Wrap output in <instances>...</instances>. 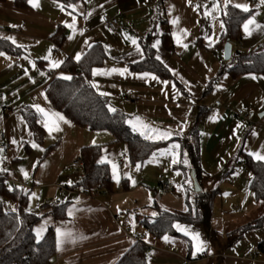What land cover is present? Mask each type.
<instances>
[{
    "label": "crops",
    "instance_id": "crops-1",
    "mask_svg": "<svg viewBox=\"0 0 264 264\" xmlns=\"http://www.w3.org/2000/svg\"><path fill=\"white\" fill-rule=\"evenodd\" d=\"M233 2L247 3L250 11L242 12L231 4L225 8L224 0H78L73 3L77 6L75 12L67 7L61 11L60 7L66 5L56 0H38L36 8L31 5L19 8L13 0L0 2V27L12 31H0V42L12 48V51L0 50L4 53L0 56V149L4 141L2 131L9 143V155L4 157L0 152L3 157L0 173L8 188L12 182L29 183L16 190L27 195L28 212L40 217L34 226V229L41 226L45 229L40 241L50 229L54 232L55 254L51 264H118L138 242L146 245L148 264H264V226L248 230L241 237L238 235L264 215L255 214L264 203L256 202L250 192L251 172L240 163L238 156L240 152L249 157L250 152L264 154V71L245 67L253 65L254 53L264 51L258 49L264 46V4L260 0ZM213 3L220 6L219 13H213ZM229 9L245 13L247 18L251 15L262 26L252 27L251 35H245L243 23L240 25L230 43L232 51L240 48L245 58L234 68L225 60L224 48L228 41L222 40ZM73 16L75 30L66 26L72 24ZM103 16L117 17L120 28L115 32L107 30L102 25ZM174 18H178L175 26L170 23ZM179 29H186L188 34L184 36ZM174 31L186 47L173 39ZM124 34L136 38L142 57ZM5 36L14 38L15 43L2 38ZM157 40L160 43L153 48ZM144 42L152 47L154 58L159 55L158 61H163L165 76L153 69L133 68L145 59ZM95 44H101L105 58L93 69L127 68L128 71L124 75L112 72L96 76L91 71L88 84L97 85L92 87L97 94H108L102 97L126 115L132 130L129 121L139 117L151 128L172 133L167 140H147L161 145L153 151L155 159L149 157L138 163L139 169L131 161L126 146L116 142L110 132L74 124L47 97L54 80H65L62 78L65 75L71 77L66 81L72 79L67 63L77 64ZM46 56L48 59H44ZM50 61L61 63L52 67ZM145 72L151 75L141 78ZM215 101H221V106H215ZM34 104L46 112L59 113L69 123L61 121L60 131L49 135L43 126V117L31 107ZM236 108L255 111L254 123L239 121L234 114ZM27 109L38 117L42 129L38 134L24 117L23 111ZM195 126L200 145L197 169L182 161L181 142ZM33 142L39 148H33ZM172 144L179 145L175 150L176 163H172L171 155L162 156L159 152ZM90 146H101L99 160L104 157L107 162L100 164L109 167L112 181L109 191L86 192L79 186L84 170L75 167L74 162ZM113 164L117 179H113ZM146 164L148 167L163 165L158 176L169 174L175 188L169 193L159 188L163 194L160 196L151 187L154 182L150 177L142 176ZM21 169L27 172V179ZM168 169L176 175H171ZM191 171L195 172L200 192H216L208 227L199 221L200 216L196 222L179 223L199 233L206 244L195 256L193 241L182 232L157 236L142 223L157 215L156 207L184 213L191 209L193 215L198 214L200 192L194 189ZM225 193L243 197H238L245 208L242 214H235L242 207H235L231 212L224 211L222 205L217 208L216 199ZM46 200L58 201L60 205H45ZM0 202L4 211L6 205L16 211L14 202L1 194ZM58 214L64 216L58 217ZM57 228L75 237L74 243L65 238L60 251L56 249ZM165 236L168 242L163 239ZM235 236L238 239L233 241ZM140 237L143 239L139 240Z\"/></svg>",
    "mask_w": 264,
    "mask_h": 264
},
{
    "label": "trees",
    "instance_id": "trees-1",
    "mask_svg": "<svg viewBox=\"0 0 264 264\" xmlns=\"http://www.w3.org/2000/svg\"><path fill=\"white\" fill-rule=\"evenodd\" d=\"M6 0H0L4 2ZM17 7L28 8L27 0H13ZM64 5L74 3L78 0H56ZM247 18L245 13L235 9H229L225 16V31L222 40L231 41L238 34L240 25ZM64 35L62 36L63 39ZM60 41V39H59ZM145 59L136 65L134 69H153L160 75L165 76V67L153 56L152 47L148 42L143 43ZM12 51L10 46H4L0 42V50ZM105 58V51L101 44H95L77 63H67V68L72 73L71 80H54L48 90L47 97L53 107L62 112L69 120L80 127H88L94 131L110 132L116 142L123 143L128 151L129 157L134 164L145 162L153 151L161 144L147 141L137 135L127 124V117L121 111H109L111 107L108 100L99 94L88 84V78L93 68L99 66ZM254 69L264 71V51L252 55ZM241 65V64H240ZM239 65V66H240ZM112 108V107H111ZM24 117L36 134L41 132L38 125L36 113L30 110L23 111ZM182 161L185 159L193 169L199 167L200 145L199 131L195 126L190 136L181 139ZM101 153V146H90L82 150L84 177L79 186L86 192L107 191L112 188L109 167L98 163ZM240 163L246 165L251 172L250 192L256 202L264 203V162L256 161L253 158L240 152ZM240 160V159H239ZM0 194L14 202L15 212H5L0 202V264H51L55 254V236L50 229L45 238L37 242L34 234V226L40 217L26 211L28 197L23 192L7 187L6 180L0 173ZM216 192L198 194L197 212H178L165 208H157V215L153 219L142 223L150 233L157 236L176 235L178 231L172 227L174 223L196 222L197 216L206 227L209 225L211 209ZM64 214H58L63 217ZM19 217V220L17 219ZM264 226V215L258 219L254 226L242 230L241 235L246 231ZM240 235V237H241ZM236 241V239H233ZM264 244V243H263ZM262 244V245H263ZM118 264H148L146 260V245L138 242Z\"/></svg>",
    "mask_w": 264,
    "mask_h": 264
},
{
    "label": "snow or ice",
    "instance_id": "snow-or-ice-1",
    "mask_svg": "<svg viewBox=\"0 0 264 264\" xmlns=\"http://www.w3.org/2000/svg\"><path fill=\"white\" fill-rule=\"evenodd\" d=\"M27 2L33 8H36V7L39 6L38 5V0H27ZM54 2H55V0H54ZM260 3L264 4V0H260ZM229 4H231V6L233 8L239 9L242 12L248 13L250 11L249 5L247 3H237V2H233V0H224V7L225 8H227V6ZM65 7H67L68 9H72V11L75 12L77 6L72 4V3H68L66 6H61L60 10L64 11ZM219 10H220V6L218 4H216V3H213V5H212L213 13H219ZM226 14H227V12H225V15ZM208 15H209V13L207 11H205V16H208ZM101 19H103V17H101ZM72 21H73L72 24H69V25H66V26L69 27L70 29L75 30V23H76V17L75 16L72 17ZM170 23L172 25H174V26L177 25L178 24V18H174V19L170 20ZM220 26H221V29H223V27H224L223 24H221ZM12 27H14V26H12ZM242 27H243L245 35H251L252 27L261 28L262 26L260 24H258L255 21V19L250 15L247 19L244 20ZM179 32L182 33L184 36H186L188 34L186 29H179ZM124 36H125V39L131 41L132 45L135 46V51L137 53H140V55L142 57L143 53L141 52L140 46L137 44L136 38H134L132 36H128L127 34H124ZM172 36H173V39L176 40V42L178 44H180L181 47H186V45L181 43V40L177 37V33L175 31L172 33ZM2 38L5 39V40H11L13 43H15V40L12 37L5 36V37H2ZM71 38L72 37L69 36V39H71ZM208 39L210 41L209 47H211V38L208 37ZM86 43H87V41H86ZM159 43H160V41L157 40L155 43L152 44V47L156 48ZM17 47H23V46L17 44ZM0 56H4V53L0 52ZM44 59H48V57L46 56V57H44ZM75 59L78 61L80 59V55L77 54ZM156 59L160 60L159 55L156 56ZM29 63H32V62L29 61ZM60 63H61V61H50V65L52 67H58L60 65ZM161 63H163V61H161ZM127 71H128L127 68H124V69H115V68H113V69H109L107 71L102 70V69H92V75L93 76H96L98 74L99 75H108V74H110L112 72H119V74L124 75ZM170 71H171V69H170ZM209 71H211V70L209 69ZM129 75H132V73H129ZM150 75H151L150 73L145 72V73L142 74L141 78L148 77ZM62 78L65 79V80H68L71 77L65 75ZM151 78L153 80L156 79L155 76H151ZM252 78L255 79L256 77L253 76ZM91 87L96 88L97 85L95 83H92ZM100 95L101 96H105V95H108V94L105 93V92H100ZM31 107H34L36 112L39 113L43 117V126H44L45 130L48 132L49 135H51L53 132H59L60 131V126L59 125H60L61 121L63 123H65V124L69 123L59 113L46 112L45 109L41 108L38 104H34ZM109 111L110 112H114L115 109L109 107ZM129 123H130L131 127L133 128V130L139 132L140 135L145 140H153V141H155V140H167L172 135V133L170 131H168V130H160V129H154V128L149 127L147 124L143 123L140 120L139 117H135L134 120L133 121H129ZM238 127H239V125H238ZM180 130L181 131L183 130V125L180 126ZM253 135H255V132H253ZM12 143H16V141L13 140ZM31 146L33 148H39V145L36 144L35 142H33L31 144ZM178 148H179L178 144H172V145L169 146L168 149H160L159 152H160V155H162V156L163 155H171L172 163H176L177 160H176V151L175 150L178 149ZM40 151H43V149H40ZM0 152H2V149H0ZM249 155L254 160L264 162V154H261L260 152H256V153H251L250 152ZM155 156H156V153H153V159H155ZM2 159H3V157L0 156V160H2ZM106 162L107 161L105 160L104 157H101V159L98 161V163H106ZM184 162L186 164L187 160L185 159ZM136 167H137V169H139L140 165L137 164ZM112 168H113V179H117V176H116V165L113 164ZM0 171H2V170H0ZM20 171L24 175V178L27 179L28 178L27 172H25L24 169H21ZM9 190H11V188ZM29 199H31V197ZM13 211H15V209H13ZM26 211H28V210L26 209ZM165 211H167V209H165ZM185 211H187V209H185ZM68 215L69 216L72 215V210L71 209L68 210ZM152 215L155 216L156 213L153 212ZM17 219L19 220V217H17ZM172 227L175 228L178 232H182L185 236H188L193 241V244H192V254H193V256H195L197 252L203 251L204 248L206 247V244L204 243V241L200 239L199 233L191 232L185 225H181L179 223H174L172 225ZM44 230L45 229H44L43 226H41L40 228L34 229V231L36 233L37 242L40 241ZM56 234H57V237H56V249H57V251L61 250V245L64 242L65 238H67L69 240V242H72V243L75 242V237L70 232H62V230L60 228H57L56 229ZM81 238H84V237H81ZM163 239L165 240V242H168L169 238L167 236H165V237H163Z\"/></svg>",
    "mask_w": 264,
    "mask_h": 264
},
{
    "label": "built area",
    "instance_id": "built-area-1",
    "mask_svg": "<svg viewBox=\"0 0 264 264\" xmlns=\"http://www.w3.org/2000/svg\"><path fill=\"white\" fill-rule=\"evenodd\" d=\"M102 25L105 27L107 30L115 32L120 28V21L117 17H110V16H103L102 19ZM0 31L2 32H12L11 30H7L4 27H0ZM258 49L264 50V46H260ZM245 58L244 53L242 50L239 48L237 50H233L230 56V59L228 60V65L231 68L239 66L243 59ZM129 99H126V102H129ZM221 101H215L214 105L215 106H221ZM234 114L236 118L246 124L252 125L256 119V112L253 110L246 111L243 108H236L234 110ZM1 137L4 140L2 143V154L4 157H7L9 155V143L5 140V132L2 131ZM75 167L83 169V158L78 157L75 162H74ZM158 183L160 186V189L163 193H169L172 191L171 187V182H170V176L168 174H163L159 177ZM29 186V183H23V182H12L9 184V188L18 190L23 187ZM45 205H53V206H59L60 202L58 201H51V200H46ZM6 212H11L13 211L12 208L9 205H6L5 207ZM143 237H140L139 240H142Z\"/></svg>",
    "mask_w": 264,
    "mask_h": 264
},
{
    "label": "rangeland",
    "instance_id": "rangeland-1",
    "mask_svg": "<svg viewBox=\"0 0 264 264\" xmlns=\"http://www.w3.org/2000/svg\"><path fill=\"white\" fill-rule=\"evenodd\" d=\"M150 157H152V159H153V154ZM162 167H163V165H161V164H159V166L157 164L156 165L153 164L150 167H148V164H146V167L144 168V171L142 172V176L150 177V179L152 180V183L154 182V184H152L151 187L156 189V191L158 192V194L160 196L163 195V194L159 191V188H160L159 183H158L159 176H158L157 172ZM167 171L170 172L171 175L175 174L172 169H168ZM235 173H238V172L236 171ZM175 175H174V177H175ZM170 182H171L172 189L175 188L174 180L172 179L171 176H170ZM224 188L227 189L228 185H225ZM238 197H241V196H238V195L235 196V195H232V194L225 193V195H219L218 196V198L215 201V204H216L218 209L221 208V205H222L224 211L231 212L232 209L235 208V207H237V208H241L242 207V199L240 200ZM250 197H251V193H250ZM241 198H243V197H241ZM248 203L246 204V202H245V205H248ZM15 208H16V206H15ZM244 209L245 208L242 207L241 211L239 210L235 214H242ZM263 213H264V206L261 207V209L259 211L255 212V214L257 216L260 215V214H263ZM253 217H254V215H253ZM249 220H251V219H249ZM241 233H242V230L238 233V235H241ZM235 239L237 240L238 237L235 236Z\"/></svg>",
    "mask_w": 264,
    "mask_h": 264
},
{
    "label": "water",
    "instance_id": "water-1",
    "mask_svg": "<svg viewBox=\"0 0 264 264\" xmlns=\"http://www.w3.org/2000/svg\"><path fill=\"white\" fill-rule=\"evenodd\" d=\"M224 53H225V60H229L230 59V56H231V53H232V44L230 43V41H228L225 45V48H224ZM191 178L193 180V184H194V189L196 192H200V187L198 185V182L196 180V176H195V172L194 171H191Z\"/></svg>",
    "mask_w": 264,
    "mask_h": 264
}]
</instances>
